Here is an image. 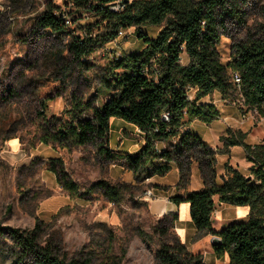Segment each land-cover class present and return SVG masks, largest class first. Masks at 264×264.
<instances>
[{
    "label": "trees",
    "instance_id": "1",
    "mask_svg": "<svg viewBox=\"0 0 264 264\" xmlns=\"http://www.w3.org/2000/svg\"><path fill=\"white\" fill-rule=\"evenodd\" d=\"M239 1L67 0L66 9L49 3L35 18L34 28L69 37L67 55L58 57L64 61L60 73L67 74L75 67L90 68L89 57L131 27L144 44L137 51L112 57L101 76L100 90L107 96L98 105L83 100L74 90L67 116L48 117L46 103L38 112L43 119L42 141L62 147L96 145L105 158L118 156L103 143L110 137L111 119L118 117L134 124L145 136L139 152L126 154L135 177L164 176L175 163L180 176L178 191L171 200L177 205L190 203L194 240L217 235L222 240L213 245L218 258L228 254L229 264H264V142L248 144L241 132L223 136L227 147L243 144L252 165L245 175L227 164L226 175L218 182L216 151L191 128L183 130L196 119L211 123L219 117L218 107L203 101L215 92L227 97L239 90L247 104L264 109V23L257 34H249L232 46L228 63L222 61L218 49L226 18L245 22L239 13ZM118 2L121 8H113ZM80 12L89 14L93 21L77 34L69 26L72 16L74 22ZM262 13L264 16V6ZM148 25L162 26L156 37L144 30ZM235 73L241 77L239 84L233 79ZM194 163L200 169L203 186L189 190ZM48 168L73 195L84 197L100 189L110 201L119 202L124 197L123 185L107 179L81 191L62 159L50 161ZM218 202L248 206V217L217 230L213 214ZM179 218L178 212H169L155 227L161 233L157 264H206L204 254L191 251L177 233ZM45 225L41 220L32 229L3 227L0 223V231L6 230L13 241V253L20 264H96L94 255L83 251L69 258L61 236L46 237ZM138 233L148 236L142 229ZM125 255L126 250L108 264H120Z\"/></svg>",
    "mask_w": 264,
    "mask_h": 264
},
{
    "label": "rangeland",
    "instance_id": "2",
    "mask_svg": "<svg viewBox=\"0 0 264 264\" xmlns=\"http://www.w3.org/2000/svg\"><path fill=\"white\" fill-rule=\"evenodd\" d=\"M66 2L0 0V223L3 227L32 229L41 220L46 224V237L61 236L69 258L83 251L94 255L96 264H108L110 259L122 256L126 250L120 264H157L161 233L155 227L170 211L156 212L154 203L167 202L178 191L177 165L173 163L171 171L164 176L137 179L127 165L126 154L139 152L145 136L134 124L118 117L111 119L110 137L103 142L109 150L118 153L115 158L103 157L96 145L62 147L41 139L43 119L38 111L43 109L44 103L48 117L67 116L71 92L77 90L83 100L98 105L107 96L100 90L101 76L112 57L137 51L144 44L131 27L116 40L97 49L89 57L90 68L75 67L67 74L60 73L64 61L58 57L67 55L69 37L36 31L34 22L49 3L66 9ZM263 6L264 0H240L239 13L245 22L226 18V30L218 45L224 63L231 60L235 43L258 33L264 23ZM75 15L79 18L74 22L73 16L70 18L69 29L79 34L81 27L93 18L87 13ZM161 28L148 25L144 30L156 37ZM191 94L193 97L195 91ZM203 101L213 102L219 109V117L211 123L196 119L183 130L191 128L216 151L218 182L226 175L227 164L248 175L252 162L243 144L227 147L222 137L241 132L245 134L246 143H263L264 109L247 104L239 90L227 97L215 92ZM59 159L63 160L65 169L80 185L81 191H87L100 179H107L123 185L124 197L113 202L100 189L84 197L71 194L48 168L50 161ZM192 167L190 190L203 184L198 164ZM148 191L153 194L148 195ZM221 211L218 202L214 221L219 218L228 223L235 219L234 210L218 214ZM138 229L148 236H141ZM205 262L212 264L209 256ZM0 264H20L6 230L0 231Z\"/></svg>",
    "mask_w": 264,
    "mask_h": 264
},
{
    "label": "crops",
    "instance_id": "3",
    "mask_svg": "<svg viewBox=\"0 0 264 264\" xmlns=\"http://www.w3.org/2000/svg\"><path fill=\"white\" fill-rule=\"evenodd\" d=\"M202 186L203 184H200L199 186L195 187L192 190L200 189ZM158 200H161V199H158ZM220 205L222 206V211L219 212L218 214H222L224 211H229V210L230 212L231 211L233 212L234 210L233 214L235 215L234 216L235 219L228 220L229 222L234 221V220L246 219L250 211L248 206H233V205L224 204V203H220ZM154 210L159 213H166L169 211L178 212L180 218L176 224L177 231L181 239L188 245L189 249L195 253H203L204 258H207L209 256L210 259L212 260V264H220V262H223V264H229L230 259H229L228 254H225V256L222 258H218L216 256L214 249H213V244H212V238L214 235H207V236L202 237L199 240H194L196 229H195L194 223L192 221L191 213H190V203L183 202L180 205H177L171 199L167 202H164L163 200H161V203H156V204L154 203ZM213 223H214V227L217 230H221L225 225L228 224L227 220L220 221L219 218L215 219V221L213 220Z\"/></svg>",
    "mask_w": 264,
    "mask_h": 264
},
{
    "label": "built area",
    "instance_id": "4",
    "mask_svg": "<svg viewBox=\"0 0 264 264\" xmlns=\"http://www.w3.org/2000/svg\"><path fill=\"white\" fill-rule=\"evenodd\" d=\"M129 1H131V0H129ZM113 8H115V9H119V8H121V4L118 2V3H116V4L113 6ZM121 34H123V31L120 32V35H121ZM234 80H235V82L238 83V84L241 82V77H240V75H239L238 73H235V74H234ZM164 116H165L166 118H168V114H165ZM147 194L151 196L153 193H152V191H148Z\"/></svg>",
    "mask_w": 264,
    "mask_h": 264
},
{
    "label": "water",
    "instance_id": "5",
    "mask_svg": "<svg viewBox=\"0 0 264 264\" xmlns=\"http://www.w3.org/2000/svg\"><path fill=\"white\" fill-rule=\"evenodd\" d=\"M248 178L250 179L251 176H248ZM222 242L221 240V237L217 236V235H214L213 238H212V244L215 245V244H220Z\"/></svg>",
    "mask_w": 264,
    "mask_h": 264
}]
</instances>
